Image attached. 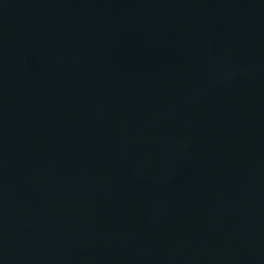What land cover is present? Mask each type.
Wrapping results in <instances>:
<instances>
[{"label":"water","instance_id":"1","mask_svg":"<svg viewBox=\"0 0 264 264\" xmlns=\"http://www.w3.org/2000/svg\"><path fill=\"white\" fill-rule=\"evenodd\" d=\"M0 264H264V0H0Z\"/></svg>","mask_w":264,"mask_h":264}]
</instances>
